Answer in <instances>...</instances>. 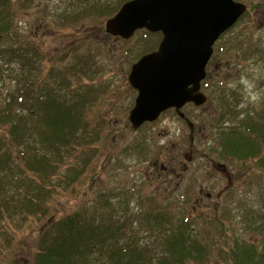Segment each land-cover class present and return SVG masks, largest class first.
Returning a JSON list of instances; mask_svg holds the SVG:
<instances>
[{"label": "rangeland", "instance_id": "rangeland-1", "mask_svg": "<svg viewBox=\"0 0 264 264\" xmlns=\"http://www.w3.org/2000/svg\"><path fill=\"white\" fill-rule=\"evenodd\" d=\"M236 1L244 3L248 12L215 43L201 88L206 103L200 107L188 104L179 112L169 111L136 131L127 120L135 97L127 77L130 66L141 55L139 50L144 49L143 31L135 32L129 40L109 37L104 33L108 14L93 15L94 12H85L83 8L87 4L100 3L102 7L101 4L109 3L118 10L122 0L15 2L12 18L16 37L0 40V50L19 46L44 52L38 71L27 78H35L37 84L46 78L51 67L58 75L65 70L61 79L67 88L63 92L80 90L86 98L82 108L85 120L82 135L87 139L96 137L90 145L75 143L63 153L57 176L68 179L72 171L80 175L70 187L59 189L52 198L50 215L57 218L86 210L108 217L111 215L108 209L96 210L98 196L122 193L113 203L120 211L118 203L123 200V210L117 209L112 220L121 221L128 233L138 231L145 238L149 235L138 229L137 220L150 207L160 206L175 215L189 217L195 221L194 230L199 239L203 238L213 254L217 253L208 264L227 263L225 255L229 249L227 237L221 234L213 217L232 225L234 235L249 242H261L263 233L241 229L236 208L246 204L254 210L264 209L260 192L264 168L249 164L241 169L240 165L220 162L209 153L216 146L212 142L216 136L214 130L223 124L241 129L238 119L244 118L245 111L263 110L256 107L264 102V0ZM24 3L28 4L25 8ZM73 66L78 73H66ZM20 74L14 64L0 61V100L14 89L15 82L21 81ZM225 102L232 111L229 114L223 112ZM137 140L145 146L134 153L125 151L133 148ZM210 159L220 166L215 168ZM86 161L89 164L84 166ZM124 193L127 195L123 196ZM38 229H44L43 223H27L18 234H13L14 241L0 252V264H32V240ZM3 238L0 236V242Z\"/></svg>", "mask_w": 264, "mask_h": 264}, {"label": "trees", "instance_id": "trees-1", "mask_svg": "<svg viewBox=\"0 0 264 264\" xmlns=\"http://www.w3.org/2000/svg\"><path fill=\"white\" fill-rule=\"evenodd\" d=\"M16 1L0 0L2 41L16 37L12 18ZM85 10L94 12L93 15L106 14L98 5H87ZM116 10L117 7L111 8L109 13ZM144 38L145 47L151 44V38L154 40L150 34ZM43 57L44 52L32 47L28 50L11 46L0 50V61L14 64L21 73V81L15 82L14 89L0 100V236H4L0 252L14 241L13 234H18L25 224L40 222L44 229H38L34 240L30 238L32 264H208L215 252L203 238L199 239L194 230L195 221L160 206L150 207L138 217V229L149 235L145 238L138 231L128 233L121 221L112 220L119 211L111 203L115 195L97 198L96 210L108 209L111 214L108 217L86 210L57 218L49 214L52 198L59 189L70 187L80 175L72 171L68 179L57 176L63 153L75 143L90 145L96 137L87 139L82 135L85 120L81 107L86 98L80 90L63 92L67 88L61 79L65 70L58 75L51 67L39 84L35 78L27 80L33 71H38V62ZM66 73L72 75L78 71L73 66ZM225 104L223 112L231 113ZM238 122L241 129L222 125L214 130L216 136L212 142L216 146L209 153L218 161L236 163L241 169L249 164L263 169L264 105L261 113L250 111ZM135 142V149L143 148L142 142ZM84 163L85 166L88 161ZM262 179L260 192L264 205V176ZM119 204L121 207L122 203ZM240 207L236 212L241 229L264 234V209L254 210L246 204ZM213 219L229 243L227 263L223 264H264V235L260 243L249 242L234 235L232 225L217 217Z\"/></svg>", "mask_w": 264, "mask_h": 264}, {"label": "water", "instance_id": "water-1", "mask_svg": "<svg viewBox=\"0 0 264 264\" xmlns=\"http://www.w3.org/2000/svg\"><path fill=\"white\" fill-rule=\"evenodd\" d=\"M245 9L233 0H131L106 22V32L124 39L140 29L162 34L157 51L134 64L128 76L138 91L129 113L133 130L167 109L205 102L199 88L212 46Z\"/></svg>", "mask_w": 264, "mask_h": 264}, {"label": "flooded vegetation", "instance_id": "flooded-vegetation-1", "mask_svg": "<svg viewBox=\"0 0 264 264\" xmlns=\"http://www.w3.org/2000/svg\"><path fill=\"white\" fill-rule=\"evenodd\" d=\"M144 32V31H143ZM143 35L145 36V37H147V36H149V33L148 32H144L143 33ZM150 35H152V34H150ZM153 37H154V40H152L151 41V44L150 45H148V46H144V49H141V50H139V51H141V55H140V57L134 62V63H136L139 59H141L143 56H145V55H147V54H149V53H151L152 51H154V49H155V47H156V45H157V43H158V41L160 42L161 41V35L160 34H158V33H155V34H153ZM160 38V39H159ZM157 40V41H156ZM159 44V43H158ZM141 46H143V42H142V44H141ZM150 47V49L149 50H147L146 48H149ZM149 52V53H148ZM133 63V64H134ZM132 64V65H133ZM132 65H131V67H132ZM131 67H130V70H131ZM131 87V86H130ZM132 89V88H131ZM131 91H134L135 92V97H134V101H135V99H136V97H137V95H138V93H137V91H135L134 89H132ZM133 95H134V93H133ZM134 104V103H133ZM188 105V104H187ZM131 110V109H130ZM129 110V111H130ZM170 112H172V111H174V110H169ZM169 111H166V112H164V113H162L160 116H162V115H164L165 113L167 114V112H169ZM128 114H129V112H128ZM182 114H180V116H181ZM127 119H128V115H127ZM168 183V182H167ZM165 191V190H164ZM168 192L170 193V191L168 190ZM167 192V193H168ZM194 209V208H193Z\"/></svg>", "mask_w": 264, "mask_h": 264}]
</instances>
